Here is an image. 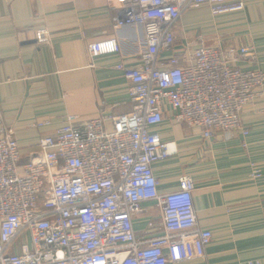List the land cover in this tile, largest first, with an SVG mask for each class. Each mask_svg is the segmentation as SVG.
Wrapping results in <instances>:
<instances>
[{"label":"built area","instance_id":"2783aa9c","mask_svg":"<svg viewBox=\"0 0 264 264\" xmlns=\"http://www.w3.org/2000/svg\"><path fill=\"white\" fill-rule=\"evenodd\" d=\"M113 28L137 27L142 48L133 66L116 69L129 83L132 111L98 116L76 126L74 117L40 139L22 162L13 130L0 109V264H178L202 258L212 240L197 226L194 184L160 194L152 165L176 154L152 131L172 121L199 129L204 139L242 130V109L253 91L264 92V72L241 70L254 63L252 48L223 52L201 36L186 45L183 60L163 56L175 45V28L186 9L207 5L212 15L243 9L232 0H107ZM39 30L38 44L49 41ZM91 58L119 53L115 39L87 46ZM236 56V58H234ZM109 121L111 129H107ZM44 125V124H40ZM153 202L162 234L138 236L132 219ZM248 264H258L249 262Z\"/></svg>","mask_w":264,"mask_h":264},{"label":"crops","instance_id":"0c3cea01","mask_svg":"<svg viewBox=\"0 0 264 264\" xmlns=\"http://www.w3.org/2000/svg\"><path fill=\"white\" fill-rule=\"evenodd\" d=\"M232 1L243 9L221 15H212L207 5L184 10L174 48L163 56L183 60L186 45L201 36L206 46L223 52L252 48L254 63H233L264 72V0ZM114 16L107 0H0V109L22 162L68 117L81 126L100 115L131 113L129 83L116 66L138 62L142 31L114 29ZM39 30L48 32L47 43L36 42ZM112 38L118 54L88 55L89 44ZM163 117L152 131L162 142L174 143L176 154L152 165L158 191H175L178 179L188 176L195 187L197 226L212 234L202 258L178 264H264V92L254 90L242 109L246 134L204 139L199 129L173 122L169 108ZM106 127L111 129L109 121ZM142 208L132 219L135 233L142 238L162 234L159 209L153 202Z\"/></svg>","mask_w":264,"mask_h":264}]
</instances>
